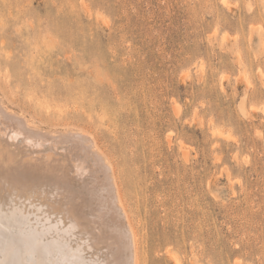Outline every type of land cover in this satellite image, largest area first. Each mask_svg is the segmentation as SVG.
Segmentation results:
<instances>
[{
	"label": "rangeland",
	"instance_id": "1",
	"mask_svg": "<svg viewBox=\"0 0 264 264\" xmlns=\"http://www.w3.org/2000/svg\"><path fill=\"white\" fill-rule=\"evenodd\" d=\"M0 99L95 138L139 264H264L260 0H0Z\"/></svg>",
	"mask_w": 264,
	"mask_h": 264
},
{
	"label": "bare ground",
	"instance_id": "2",
	"mask_svg": "<svg viewBox=\"0 0 264 264\" xmlns=\"http://www.w3.org/2000/svg\"><path fill=\"white\" fill-rule=\"evenodd\" d=\"M19 116L0 99V264H139L114 164L95 138Z\"/></svg>",
	"mask_w": 264,
	"mask_h": 264
},
{
	"label": "clouds",
	"instance_id": "3",
	"mask_svg": "<svg viewBox=\"0 0 264 264\" xmlns=\"http://www.w3.org/2000/svg\"><path fill=\"white\" fill-rule=\"evenodd\" d=\"M260 5H261V8H262V11H264V0H260Z\"/></svg>",
	"mask_w": 264,
	"mask_h": 264
}]
</instances>
